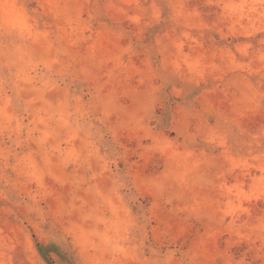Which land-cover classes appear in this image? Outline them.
Instances as JSON below:
<instances>
[{"label": "rangeland", "instance_id": "1", "mask_svg": "<svg viewBox=\"0 0 264 264\" xmlns=\"http://www.w3.org/2000/svg\"><path fill=\"white\" fill-rule=\"evenodd\" d=\"M262 88L264 0H0V264H264Z\"/></svg>", "mask_w": 264, "mask_h": 264}, {"label": "snow or ice", "instance_id": "2", "mask_svg": "<svg viewBox=\"0 0 264 264\" xmlns=\"http://www.w3.org/2000/svg\"><path fill=\"white\" fill-rule=\"evenodd\" d=\"M261 92L264 93V88L261 89ZM50 99H52V102L55 103V98L54 97H50ZM261 123H264V121H261ZM55 191V189H54ZM66 196V193H65Z\"/></svg>", "mask_w": 264, "mask_h": 264}]
</instances>
